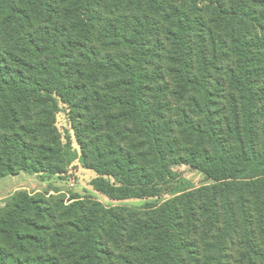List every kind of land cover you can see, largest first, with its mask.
Segmentation results:
<instances>
[{"label":"trees","instance_id":"trees-1","mask_svg":"<svg viewBox=\"0 0 264 264\" xmlns=\"http://www.w3.org/2000/svg\"><path fill=\"white\" fill-rule=\"evenodd\" d=\"M77 158L112 200L176 164L210 182L140 207L17 191L0 264H264V0H0V178Z\"/></svg>","mask_w":264,"mask_h":264},{"label":"rangeland","instance_id":"rangeland-1","mask_svg":"<svg viewBox=\"0 0 264 264\" xmlns=\"http://www.w3.org/2000/svg\"><path fill=\"white\" fill-rule=\"evenodd\" d=\"M57 107L55 115L57 131L63 143L68 140L71 143L73 152L79 157L80 149L71 128L67 105L57 98ZM173 169L176 172V179L158 198L112 200L94 189L91 181L97 174L93 170L83 167L77 158L62 173L47 174L19 171L17 174H8L1 177L0 206H3L15 192L24 191L31 195L58 196L66 202L71 201L72 198L80 200L94 199L105 207H140L160 202L176 191H185L210 182L201 171L192 169L187 164H176Z\"/></svg>","mask_w":264,"mask_h":264}]
</instances>
